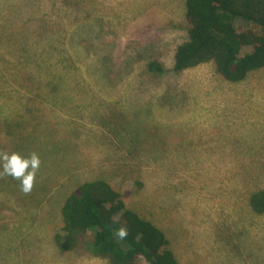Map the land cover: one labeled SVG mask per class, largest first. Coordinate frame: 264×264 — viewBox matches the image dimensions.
<instances>
[{
    "label": "rangeland",
    "instance_id": "obj_1",
    "mask_svg": "<svg viewBox=\"0 0 264 264\" xmlns=\"http://www.w3.org/2000/svg\"><path fill=\"white\" fill-rule=\"evenodd\" d=\"M184 3L0 0V151L41 160L28 193L0 176V264H108L54 241L65 197L98 179L166 235L179 264H264V216L250 205L264 190V71L237 85L212 65L172 73ZM78 6L102 40L81 31ZM109 39H121L108 45L120 65L84 59ZM133 42L139 65L117 76ZM155 60L158 77L146 73Z\"/></svg>",
    "mask_w": 264,
    "mask_h": 264
},
{
    "label": "trees",
    "instance_id": "obj_2",
    "mask_svg": "<svg viewBox=\"0 0 264 264\" xmlns=\"http://www.w3.org/2000/svg\"><path fill=\"white\" fill-rule=\"evenodd\" d=\"M184 5L189 28L187 39L175 48L172 73L182 75L191 69L212 65L216 76L237 85L264 71V0H185ZM88 10L78 6L75 11L85 14L75 16L81 31L101 39V32H91L87 27ZM107 43L97 53L94 49H84V59H98L91 60L95 66V62L120 65L116 47L121 39L118 43L109 39ZM136 46L134 42L129 44L132 54L126 52V63L120 66L128 68L121 69L117 76L130 75V70L138 67L140 56L132 58L137 53ZM107 49L115 58L109 57ZM166 71L158 60L146 67V73L152 77ZM123 145L133 149L129 142ZM136 186L143 188L139 183ZM250 205L255 214L264 216V190H254ZM136 211L127 206L124 196L106 180L78 185L61 206V224L54 235L57 251L68 254L77 245L85 244L89 252L107 260L108 264H139L141 259L147 264H179L166 235ZM120 228L126 229L123 239L116 235Z\"/></svg>",
    "mask_w": 264,
    "mask_h": 264
},
{
    "label": "clouds",
    "instance_id": "obj_3",
    "mask_svg": "<svg viewBox=\"0 0 264 264\" xmlns=\"http://www.w3.org/2000/svg\"><path fill=\"white\" fill-rule=\"evenodd\" d=\"M40 164V157L35 152L22 155L15 151H0V176H8L18 181L19 188L24 193L31 191ZM116 235L123 239L126 236V229H118Z\"/></svg>",
    "mask_w": 264,
    "mask_h": 264
},
{
    "label": "bare ground",
    "instance_id": "obj_4",
    "mask_svg": "<svg viewBox=\"0 0 264 264\" xmlns=\"http://www.w3.org/2000/svg\"><path fill=\"white\" fill-rule=\"evenodd\" d=\"M219 70V69H218ZM194 71V70H193ZM221 72V71H220ZM219 157V156H218ZM158 169V168H157ZM204 240V239H203ZM196 244V243H195ZM67 251V250H66ZM70 252V251H69ZM176 258V257H175ZM144 262V261H143Z\"/></svg>",
    "mask_w": 264,
    "mask_h": 264
}]
</instances>
